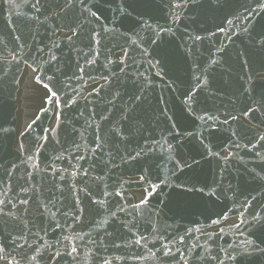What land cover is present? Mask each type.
I'll return each mask as SVG.
<instances>
[{
	"label": "water",
	"instance_id": "water-1",
	"mask_svg": "<svg viewBox=\"0 0 264 264\" xmlns=\"http://www.w3.org/2000/svg\"><path fill=\"white\" fill-rule=\"evenodd\" d=\"M35 2L0 0V40L7 44H0V65L7 72L0 73V127L9 129L0 132V246H7L9 259L15 256L19 264H27L17 245L35 240L41 252L34 264H104L105 259L111 264H264V148L244 147L258 131L264 135V53L253 40L264 11L244 18L246 10L257 8L256 0H216L212 6L208 0H129L136 8L127 9L130 16L112 11L124 0H94L104 16L99 24L93 21L77 29L84 35L72 41L64 35L67 28L57 31L74 15H54L62 0H41L40 12L32 7ZM170 3L181 6L170 8ZM173 14L179 16L175 24ZM144 21L156 30L171 26L174 34L162 33L161 41ZM89 28L96 29L99 44L88 45ZM196 35L202 40L193 43L189 36ZM16 36L21 37L18 43L27 41L31 47L13 52ZM53 42L59 47L53 48ZM38 48L44 49L43 55ZM49 49L57 60L46 63ZM22 55L35 57L43 83L52 76V90L60 89L55 112L42 86L35 87L30 69L20 61ZM158 60L154 68L148 63ZM28 64L36 67L30 58ZM124 65L128 67L121 72ZM195 77L207 78V86L197 89ZM148 81L143 103L122 119L129 96L139 95L138 89ZM185 90L194 93L195 103L182 131L193 136L168 137L172 150L164 144L163 150L147 151L145 138L153 135L159 140L161 135L156 108L166 106L169 115L181 113ZM42 96L47 118L39 110ZM161 96L164 103L158 105ZM246 104L259 109L258 119L249 114L228 125L217 122L213 136L197 119L205 112L221 120L229 112L239 117ZM37 116L40 120L26 131V124ZM201 139L220 155L208 156ZM237 139L239 149L229 143ZM141 147L146 154L136 161L127 159ZM226 152L232 153L227 160L222 159ZM177 160L181 166L186 160L192 170L183 168L181 175L174 167ZM157 174L161 180L167 177L168 186L161 185L163 191L157 189L147 204L140 205L138 197L148 183L139 176L158 184ZM190 180L203 193L178 197L181 189L192 187L186 182ZM14 237H21L16 244ZM57 251L62 258L48 259ZM34 254L27 252L29 257Z\"/></svg>",
	"mask_w": 264,
	"mask_h": 264
},
{
	"label": "snow or ice",
	"instance_id": "snow-or-ice-1",
	"mask_svg": "<svg viewBox=\"0 0 264 264\" xmlns=\"http://www.w3.org/2000/svg\"><path fill=\"white\" fill-rule=\"evenodd\" d=\"M257 2V8L256 9H249L246 10V13L244 14V18L245 20L250 19V17L252 15H258L261 11H264V0H256ZM209 6H212L214 3H216V0H208ZM125 5H127V8L125 7ZM110 6V5H109ZM180 4H169V7H180ZM32 7L37 11L40 12L41 8L43 7V5H41V0H36V2L32 5ZM57 8L59 9V11L57 13H54V15H56L57 17H59L61 14L67 15V13L71 12L73 13V17L69 20V22L67 24H61L58 28L57 31L60 32H64V29L67 28V32L64 33V35L66 36V38L69 41H72L74 37H76L77 39L80 38V36L84 35V33L81 31L80 33L77 32V29H82L84 24H89L91 25L93 23V21H95L97 24H99L100 22V17L104 16V11L102 10V8L100 6H98L94 0H62V3H58L57 4ZM93 8H95V11H93ZM131 8L132 11H135V4L134 3H130L129 0H124V2L119 5L117 8L112 9L113 12H120L124 15H131L132 13L129 12L127 9ZM77 9H78V13H77ZM47 10V9H45ZM99 13V15H98ZM45 19H47V17H45ZM105 19H107V17H105ZM237 19H239V17H237ZM179 20V16L173 14V19L171 21L172 24H175L176 21ZM228 24L231 26L233 24V22L231 20L228 21ZM144 26L146 29H151L157 39H161L162 41V37L161 34H167V33H172V27L171 26H165V25H159L158 26V30L153 29V26L151 24H149L147 21H144ZM100 28L102 29L103 32H107L108 29L100 24ZM219 31L223 32V29L220 28ZM243 31L247 32L248 28L245 27L243 29ZM253 31L255 32V37H253V40L255 42V47L256 49L260 52V53H264V22L260 23V27L259 30L257 31L256 29H253ZM174 34V33H172ZM96 35H98V33L96 32L95 28H89L87 31V42L88 45H91L93 43V41H95V43L99 44V40H96ZM209 35H215V33H210ZM233 33H230L226 38L227 39H231ZM21 37L20 36H16L14 37V41L15 43L13 44V49L12 51L15 52L16 48L19 47L20 50H23L26 46H28L29 48L31 47V45H27V41H25V43L20 44L18 43L20 41ZM149 39L151 40V37H149ZM189 39H191L193 41V43H195L196 41H201L202 37L201 36H189ZM203 39H207V37H204ZM135 43V42H133ZM152 44H156L157 41L156 40H151ZM0 44H3V41L0 40ZM159 47V45H157ZM4 48H7V44H3ZM47 47V45L45 46ZM53 48H58L59 45L55 44V42H53L52 44ZM223 48V46H222ZM221 49H217V51H221ZM91 51V49H90ZM37 52H39L41 55L44 54V49L43 48H38ZM144 53H147V49H144ZM11 54V53H10ZM99 53H97L98 55ZM124 55H127V53H124ZM241 55H243V53H241ZM32 59V62L34 64H36V67H32L31 65L28 64V59ZM12 60H16V56L12 55ZM57 57L53 54H51V49H49V57L48 60L46 61V63H51L53 61H56ZM20 61H22L29 69H30V75L31 77L34 78L35 80V87L37 89L43 88L44 90V96H46L48 98V102L50 103L51 109L53 112L56 111L57 107H58V101H59V96H58V92L60 91L59 88H57L55 91L52 90V88H55V83L53 80L52 76H48L47 80L49 81L50 84H52V87L49 86V83H43L44 77H42L40 75V70H41V66L40 64L36 61L35 57H28L25 58L24 55L21 56ZM20 61H17L16 63V67L19 68V63ZM217 61L216 60H212L211 63L215 64ZM87 63L92 64L94 63V60H88ZM120 64L123 63V61L119 62ZM148 63L150 64L151 67H157V65H159L161 63V61H156L155 64H152L151 61H148ZM244 63L246 64L247 61H244ZM11 66V65H9ZM125 67H128L127 65H124V67L120 68L121 72H124ZM81 71H83V69H81ZM0 73H3L5 76L7 75V72L4 70V66L0 65ZM138 77H142L143 73H137ZM160 73L157 72V76H159ZM196 79V84L195 87L197 89H200L202 87L207 86V78L205 79H200L199 77H195ZM241 79L243 80L244 78L241 77ZM249 80H251V77L249 76L248 78ZM151 81H148V83L143 84V86H141L138 91H139V95L133 94L131 96H129V100L127 105L124 107V115L122 116V119L127 120L129 118V113L135 110V107L137 106L138 103H143V99L146 98L144 97V92L145 89L148 87V84H150ZM249 89L245 88L244 89V93H248ZM49 93H51L49 95ZM244 93H241L242 95ZM182 95L184 96V100L182 101L183 105H184V109H182L181 113H177L174 112L172 115H169V109L166 106H158L155 110V120H156V125L157 127L160 128V139H154L153 135H149L147 138H145V145H148L147 151L149 152H155V150L157 148H160L161 150H163L164 144H168V149L172 150V144L168 143V137H171L173 140H175L177 137H192L193 133L192 132H186V131H182V129L184 127L187 126V123L190 119V114L193 112L192 109V104L195 103V95L191 90H185ZM44 96L41 97V104H40V108L39 110L41 112L44 113L45 118H47V113H48V108L44 107ZM120 96V93L117 92L116 93V97ZM116 97H113V99H115ZM69 101L65 100L64 104L65 106H68ZM71 103H76L75 99H73L71 101ZM158 105H163L164 103V99L161 96L158 100ZM261 107H264V104L261 105ZM243 111H241L239 113V117L238 116H233L231 114V112L227 113L225 118L223 120L220 119V117L218 115H208L207 112H205L204 115L197 117L198 120L201 121V127L203 128L204 126H207L209 129V136H213L215 135L214 133L211 132V129L213 127H215V125L217 124V122H219V124L221 126L223 125H228L229 121H236L238 118H243V117H247L249 116V114L252 115V119H258L259 117L256 116V113L259 111L258 108H252L250 106H248L247 104L244 106ZM261 116L264 117V113H261ZM102 119H104L105 117H101ZM40 120V117L37 116L35 120L32 121V123H28L26 124V131L31 130L33 128V124H36L37 121ZM261 124H264V119H261ZM179 126V127H178ZM258 127V126H257ZM9 129L7 128H3L0 127V132L2 133H8ZM42 131H48L46 129H42ZM52 131H55L54 129H52ZM117 134L120 133V129H116ZM21 135H24V133H21ZM232 137H236L237 136V132L233 131L231 133ZM258 137V138H257ZM45 139H47V137H45ZM204 139H208V137H205ZM256 140V144H252V141ZM229 143L239 149L241 147L239 140H229ZM200 147H202L206 152L208 156H219L220 153L216 152L213 153L211 148L208 146V144L204 143V140L201 139L199 141ZM251 144L252 148L255 149L257 147V145H259L260 148H264V135H260L259 131L257 132L256 136H253L251 138H248V143L244 145L245 148L248 147V145ZM97 148H102L103 145L102 144H97L96 146ZM21 148H23V145H21ZM146 154L145 148L141 147L139 151L135 152V155H133L131 152L128 153L127 155V159L131 160V161H136L138 157H140L141 155ZM257 156H259V152L256 153ZM232 153L230 152H226L224 157H222V159L227 160L228 156H231ZM183 159V157H181ZM29 159H31V157H29ZM261 159H264V157H261ZM193 164H198L199 161L193 160L192 162ZM174 167L177 169V171L181 172V175H184L183 172V168H187L189 169V171L192 170V164H189L186 160L184 161V164L181 166L180 165V161L177 160L176 161V165H174ZM175 174V173H174ZM259 175V174H257ZM156 180L160 181V183H150V177L146 178L144 175L139 176V180L141 182L144 183H148V187L147 188H143L140 195H139V200H140V205H145L148 203V198L153 197L155 194H157V189H160V191H163V189L161 188V185H164L165 187L168 186V180L167 177H165L163 180L160 179L159 174L156 175ZM177 179H179V177H177ZM264 179V178H262ZM189 183H192V187L191 188H187V189H181L179 192L176 193V195L178 197L180 196H190V195H194L196 193H203L204 189L203 188H199L197 189L195 187V182L193 181H186ZM205 187H208L207 184H205ZM179 188V185L174 186V191L175 189ZM104 195H108L107 192L104 193ZM116 195H121L120 192H116ZM212 195H215L214 191L212 192ZM21 203H27V201H21ZM98 203H103L102 201H99ZM167 206V205H166ZM137 207H139V205H137ZM82 211V210H81ZM113 215H115V213H113ZM210 218V217H209ZM213 223H219V221H213ZM59 227V225H58ZM21 237H14L13 238V244H16L17 240L20 239ZM36 238L38 239V234H36ZM183 240V238H181V241ZM137 244L140 243L139 240L136 241ZM25 245H27V248L25 249ZM23 252V254L21 255V259L25 260L27 262V264H34V262L37 261V257L40 256V252H41V248L38 245H35V240L33 241L32 244H28L27 240H25L24 244H20L17 245ZM6 245L5 246H0V253H2V255H0V260H3L5 262V264H13V262L15 261V264H19V261H16V257L13 256L12 259H9V255L10 253L6 251ZM115 247H119V245H115ZM31 251L34 252L35 254L32 255L31 257H29L27 255V252ZM72 252H76V248L73 247L72 248ZM168 254V253H166ZM56 257H61L62 258V253L60 251H57L55 253V256H49L48 259H55ZM41 259L43 258L42 256L40 257ZM104 264H111V262L107 259H105Z\"/></svg>",
	"mask_w": 264,
	"mask_h": 264
}]
</instances>
